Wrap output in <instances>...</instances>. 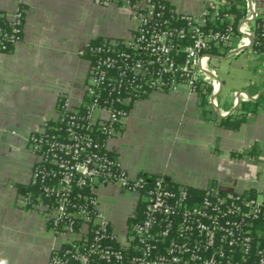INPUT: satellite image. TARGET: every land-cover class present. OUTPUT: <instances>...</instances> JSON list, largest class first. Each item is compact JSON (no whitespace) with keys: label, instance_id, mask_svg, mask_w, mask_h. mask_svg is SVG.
I'll return each mask as SVG.
<instances>
[{"label":"built area","instance_id":"built-area-1","mask_svg":"<svg viewBox=\"0 0 264 264\" xmlns=\"http://www.w3.org/2000/svg\"><path fill=\"white\" fill-rule=\"evenodd\" d=\"M97 1L128 9L136 27L129 39L89 46L85 100L73 106L65 98L58 119L29 137L35 163L26 201L44 209L53 232L67 238L49 264H264V195L218 185L200 191L165 176L133 178L107 146L135 103L205 86L211 49L240 36L263 54L256 46L264 49V22L252 11L237 20L228 1L238 0H206L199 15L165 0ZM26 12L0 9V53L23 40ZM98 185L139 196L123 239L101 212Z\"/></svg>","mask_w":264,"mask_h":264},{"label":"crops","instance_id":"crops-1","mask_svg":"<svg viewBox=\"0 0 264 264\" xmlns=\"http://www.w3.org/2000/svg\"><path fill=\"white\" fill-rule=\"evenodd\" d=\"M165 1L193 15L211 3ZM19 6L27 10L23 40L0 53V262L49 264L67 238L53 232L44 209L26 201L33 192L35 163L29 137L58 119L65 98L73 106L85 100L92 65L89 46L131 38L136 22L128 9L97 0H0L4 12ZM250 11L264 15V0H250L244 16ZM242 53L244 59H235L230 70L217 71L222 67L218 62ZM211 62H217V72L209 69ZM207 68L208 82L197 92L183 86L175 93H152L131 106L107 146L133 178L165 176L173 185L200 191L218 185L225 191L251 189L264 195L263 54L238 36L230 45L209 51ZM259 99V111L249 113L239 129L222 126L221 119L241 113V103ZM95 192L101 212L123 239L140 207L139 196L116 185H98Z\"/></svg>","mask_w":264,"mask_h":264},{"label":"trees","instance_id":"trees-1","mask_svg":"<svg viewBox=\"0 0 264 264\" xmlns=\"http://www.w3.org/2000/svg\"><path fill=\"white\" fill-rule=\"evenodd\" d=\"M228 2L232 4L230 12L236 15L237 20L244 16L245 14L244 12L247 6L246 1L244 2V0H238L236 2H231V1H228ZM224 9L228 10L227 6H225ZM258 20L260 23H263L264 15L260 16ZM95 43H98V41ZM256 49L258 51L264 52L263 47H260L259 45L256 46ZM263 59H264V53H263ZM210 90L212 91L211 88ZM200 95L203 97L206 95V93L202 92L200 93ZM263 98H264V94L262 96V99ZM262 99H259L258 101H255V102L248 101L247 103H241V108H240L241 113L239 111L234 115L221 119L222 126L225 128L231 129V130L239 129L242 123L246 120V117L249 113L256 114L259 111V106L262 104Z\"/></svg>","mask_w":264,"mask_h":264},{"label":"rangeland","instance_id":"rangeland-1","mask_svg":"<svg viewBox=\"0 0 264 264\" xmlns=\"http://www.w3.org/2000/svg\"><path fill=\"white\" fill-rule=\"evenodd\" d=\"M251 1H253L254 3H255V0H251ZM244 2H245V0H244ZM244 57H245V53H242L240 56H238V57H236V56H234V55H232V57H230V59H227V61H224V62H215V63H217L216 65H221L222 67H221V69H220V71L219 70H217L218 72H227L228 70H230V63H232L233 61H235V59H240V61L241 60H243L244 59ZM214 62H211V63H209V69L211 70V71H216V69L214 68V66H213V64H215ZM237 65L239 66V63L237 62ZM216 71V72H217ZM123 226V225H122ZM121 226V228L120 229H118V232L120 233V234H123V232H124V226L122 227Z\"/></svg>","mask_w":264,"mask_h":264},{"label":"clouds","instance_id":"clouds-1","mask_svg":"<svg viewBox=\"0 0 264 264\" xmlns=\"http://www.w3.org/2000/svg\"><path fill=\"white\" fill-rule=\"evenodd\" d=\"M0 264H2V262H0Z\"/></svg>","mask_w":264,"mask_h":264}]
</instances>
